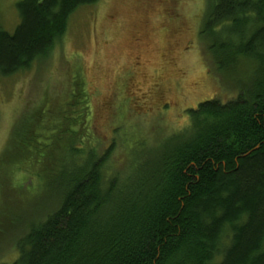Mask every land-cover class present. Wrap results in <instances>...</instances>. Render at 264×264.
<instances>
[{
  "label": "trees",
  "instance_id": "1",
  "mask_svg": "<svg viewBox=\"0 0 264 264\" xmlns=\"http://www.w3.org/2000/svg\"><path fill=\"white\" fill-rule=\"evenodd\" d=\"M98 1L20 0L14 33L0 23V76L47 58L71 17ZM206 7L199 34L218 71L253 67L238 96L188 110L189 126L159 145L136 141L128 153L120 143L125 154L115 161V139L103 153L92 141L82 80L61 101L22 115L0 155V205L4 186L17 196L16 186L40 184L49 194L58 183L60 194L15 237V260L0 264H264V0ZM11 221L23 226L21 215Z\"/></svg>",
  "mask_w": 264,
  "mask_h": 264
},
{
  "label": "rangeland",
  "instance_id": "2",
  "mask_svg": "<svg viewBox=\"0 0 264 264\" xmlns=\"http://www.w3.org/2000/svg\"><path fill=\"white\" fill-rule=\"evenodd\" d=\"M19 1L0 0V23L11 34L20 23ZM206 8V0H99L79 9L47 58L14 76H0V155L22 115L47 100L61 101L80 80L91 97L93 143L100 153L114 139L117 143L112 161L136 141L159 145L181 132L190 124L187 111L200 103L235 99L238 80L247 83L253 67L245 61L233 75L218 71L199 34ZM61 155L58 150L54 158ZM54 163L45 166L48 174ZM26 179L16 176L21 186ZM57 185L49 194L40 184L16 186L17 196L10 195L13 186H4L0 262L14 261L15 237L22 236L24 225L55 207ZM12 215H21L23 226L12 228Z\"/></svg>",
  "mask_w": 264,
  "mask_h": 264
}]
</instances>
